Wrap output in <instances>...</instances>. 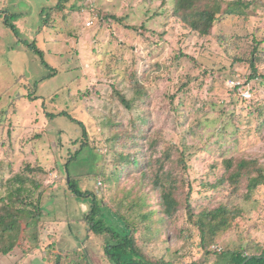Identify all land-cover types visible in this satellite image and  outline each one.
I'll list each match as a JSON object with an SVG mask.
<instances>
[{"label": "rangeland", "instance_id": "rangeland-1", "mask_svg": "<svg viewBox=\"0 0 264 264\" xmlns=\"http://www.w3.org/2000/svg\"><path fill=\"white\" fill-rule=\"evenodd\" d=\"M24 1L0 0V19L21 14L31 23L26 40L44 28V38L51 34L58 40L43 48L59 56L42 52L39 57L0 21V114L8 112L12 122L0 123V210L20 211L13 248L0 253V264H26L20 259L39 253L48 257L47 251L57 246L67 248L60 255L62 264H110L93 254H104V236L86 237L80 228L78 203L88 208L90 195L78 201L63 197L66 188L56 168L67 157L70 164L59 170L69 181L71 175H85L74 180V187L93 191L94 205L106 202L98 216L110 210L125 216L136 228L131 231L136 247L148 260L216 263L186 216V198L195 214L218 204L236 211L209 252L263 248L264 182L248 198L234 199L227 179L237 160L257 162L264 177V80L251 78L249 66L252 58L264 76V0H256L246 16H218L208 37L164 12L172 0H67L68 11L44 14L41 23L39 9L55 8L59 0ZM64 111L84 124L92 150L73 156L79 141L84 142L81 128L65 117H48ZM113 152L116 162L135 153L145 166L125 163L115 182L101 177L100 198L97 178L112 171ZM156 176L179 205L171 217L157 213L152 222H141L139 214L146 208L160 210ZM56 180L55 187L46 188ZM133 202L138 204L129 209ZM37 207L44 212L40 219L34 214ZM106 215L105 225L119 229L121 223ZM70 231L78 237L65 244L61 235ZM53 240L56 247L48 250Z\"/></svg>", "mask_w": 264, "mask_h": 264}, {"label": "trees", "instance_id": "trees-1", "mask_svg": "<svg viewBox=\"0 0 264 264\" xmlns=\"http://www.w3.org/2000/svg\"><path fill=\"white\" fill-rule=\"evenodd\" d=\"M36 1V0H35ZM42 3L41 0H37ZM67 0H59L57 2V5L55 8L52 6H43L39 9L38 17L40 18L41 23V17L45 14L50 15L54 12H58L61 10L68 11L70 8H68ZM259 1V0H258ZM258 1L256 0H226V1H220V0H172L171 7H167L164 11L167 15H170L172 17H175L176 21H179L183 25H185L187 28L190 29V31L197 32L200 36H206L208 37L211 34V31L214 27V24L218 21V16L226 15V16H246V11L251 6L255 5ZM33 3V2H31ZM46 3H49V0H46ZM165 4V3H162ZM66 6V8L64 7ZM8 13V11H6ZM5 13V12H4ZM20 17V14H9L4 16V18L0 19L3 26L9 29L12 34L18 39V42L21 45H24L30 49H32L39 57L42 56L41 50L38 49L35 43L31 42L29 43L26 41L25 36L22 35L17 27L15 26L14 22L17 20V18ZM44 21L43 23H45ZM28 27H31V23L26 24ZM33 27V25H32ZM39 26H37L38 28ZM41 27V26H40ZM42 28V27H41ZM38 28V29H41ZM264 42V40L262 41ZM254 51H256V48H254ZM45 67H48L46 64H44ZM249 66L251 69V78H257V79H263L264 76L260 75L259 69L255 68L254 60L251 58L249 61ZM239 88V85H236L233 88V91L236 92V89ZM30 98V97H29ZM17 99V97H16ZM253 99V97L247 101L250 102ZM30 100V99H29ZM243 102H246L245 100H242ZM51 103V102H50ZM49 103V104H50ZM48 104V107H50ZM128 106V105H127ZM6 108V107H5ZM5 113L3 116H1ZM12 114H16L15 110L11 111ZM1 113V112H0ZM2 114H0V123L3 125V127L6 126H12L11 120L7 117L8 112L2 111ZM55 116L65 117L69 121H71L74 124L79 125L81 128V136H84V142L79 141V146L74 150L73 156H76L77 154H80L81 152H84L85 150H92L86 143V131L84 128V124L78 120H75L74 118H71L67 111L56 113L49 115L48 117L52 120L55 118ZM1 117H3L1 119ZM2 127V128H3ZM7 137L10 136L8 132ZM40 136H35V139H39ZM77 144V143H76ZM143 154V153H142ZM142 159H143V155ZM120 155V154H119ZM104 159L103 164L106 162V157L102 156ZM116 152H113V169L110 173L102 172L98 176L97 180L100 183L99 185L101 188H98L96 186V193L102 198V179L106 178L107 183L111 181V179L115 182L119 179L118 170L120 169L121 172H123L125 167L123 166L125 163L130 164L134 168L142 167L144 168L145 164L144 162L139 163L138 158L135 153H131L128 155H121L119 157V160L115 161ZM71 158H66L63 165H59V167H55L57 170V174L60 177V180L63 182L61 184L66 188H57L63 190V197H65L66 194L69 196H72L73 199L77 200L79 199V196L88 197L90 195L91 198V205L90 200H88V212L86 214H83V218L87 217V223L85 224V230L90 234L96 236H104L105 243H104V254L102 256L103 259H107V262L110 264H171L169 262H164L163 260H159L157 262L148 260L145 256H143L140 253V250L135 245V240L132 236L131 231L134 229L130 226L128 221L126 220L125 216H122V214L119 211L112 212L110 209V214L113 216L114 219L119 221L121 223V226L118 227L119 229L112 228L114 227L113 224H106L104 222L103 217L105 215H99L96 213V211L103 206L104 208L106 205V202H100V205H94L95 195L92 197V193L88 189H81L77 190L74 187V180H78V178H81L84 174H79L76 176H69L70 181L67 183L66 177L64 178L61 176L64 172L59 170V168H62L64 165L65 167L70 164ZM227 169L231 167L232 162L229 160L227 161ZM235 167L231 172H228V181L230 184V195H233L234 199H238L239 197L248 196L251 194V191L255 189L258 185L262 184L260 180L264 182V177L262 176V168L260 164L257 162H253L251 160H237L234 163ZM42 167V166H41ZM39 168L40 172H45L43 168ZM121 167V168H120ZM28 168V167H27ZM52 170V169H51ZM50 170V171H51ZM65 174V173H64ZM146 175V173H145ZM85 176V175H84ZM88 178V177H87ZM80 180V179H79ZM109 180V181H108ZM103 182V181H102ZM55 184H57V180L53 181L52 183H48L46 185V188H53L55 187ZM104 185L106 183H103ZM155 189L159 191L160 197H159V206L160 210L158 208L150 209L146 208L147 212L139 214V218L141 222L150 221L152 222V217L160 213L162 216L171 217L172 213L176 210L179 203L177 201V197L174 195V192L170 189H166L163 187L162 180L159 176L155 177L154 180ZM99 186V187H100ZM106 186V185H105ZM244 189L246 191L245 194H243L241 191ZM142 191V190H140ZM56 196V195H55ZM50 197V196H49ZM57 197V196H56ZM138 203H134L131 205L129 204L128 208L134 209V206ZM127 208V209H128ZM184 208L187 211L186 216L188 217L189 221L193 223L194 227H197V229L200 232L201 235V241L203 248L206 250L205 254L210 255L213 254L216 258L215 264H264V247L258 248L257 246L253 247V250L249 248H240L235 250H225L222 249L220 252H209L207 248L210 246L211 243L214 242V239L219 231H221L223 228L229 227L230 223L236 218V211L228 209L227 204H218L215 209L208 210L204 209L201 210L199 213L195 214L194 209L188 204V198L185 200ZM96 209V210H95ZM105 211V210H104ZM43 210L40 208H35V217L37 219L42 218L43 216ZM89 213V215H88ZM20 211L18 209L10 208L9 206H5L3 210H0V253L6 254L9 251L12 250V242H13V235L15 236L19 227L18 217H19ZM104 214V213H103ZM110 214H107L106 216H110ZM55 221H57L55 219ZM85 221L86 220H83ZM163 221V218L161 217L159 219V222ZM112 222V221H111ZM113 223V222H112ZM109 225V226H108ZM111 225V226H110ZM133 228V229H132ZM61 233V230L59 231ZM207 234H209L208 238H206ZM62 237V236H61ZM209 240V243L207 242ZM51 244L55 247L56 241L53 240ZM20 246V245H19ZM48 250H51V246L48 248ZM47 251V250H46ZM48 256L52 255L53 264H62V257L60 255L54 254L51 251H47ZM192 264H199L196 262H193Z\"/></svg>", "mask_w": 264, "mask_h": 264}, {"label": "crops", "instance_id": "crops-1", "mask_svg": "<svg viewBox=\"0 0 264 264\" xmlns=\"http://www.w3.org/2000/svg\"><path fill=\"white\" fill-rule=\"evenodd\" d=\"M25 3H31V2H29L28 0H25L24 1ZM21 14H20V17H18L17 18V20L14 22V24L17 22V29L19 30V32L22 34V35H24V36H27V35H29V31L31 30V28L30 27H28L26 24H27V21L25 20V22H24V20L23 19H21ZM19 21V22H18ZM44 28H41V29H38V30H36L35 31V35L34 36H32V33L30 34V36H29V38H28V40H26V41H28L29 43H31V42H33V43H35L36 44V46L38 47V49L39 50H41V52H44L45 53V55L46 56H51V54H55V56L56 55H58L59 56V54H57V52L56 51H53V52H51V51H46L43 47H45V44L47 43V44H52V45H56L57 44V38H53V36H51V34H49V36H48V38H44L43 37V35L41 34V30H43ZM22 31H24V33H22ZM17 39V38H16ZM21 47H23V48H25L24 46H21ZM52 48V47H51ZM18 50V49H17ZM22 83H26L25 81H22ZM20 85L23 87L24 85H22L21 83H20ZM78 205H80L81 206V215L83 216V214H85V213H87V210L89 209V208H87V206L85 205V204H83V203H81V202H79L78 203ZM81 216V221H82V219L84 220V218ZM85 221H82V223H81V226H80V228H82L83 229V232L86 234V237H90V234L85 230ZM63 228H61V230H62ZM63 238H64V241H65V244L67 243V241H68V239L70 238V237H73V238H77L78 237V235L77 234H73L71 231H70V234L69 235H67V232H64V233H62V235H61ZM55 247H56V245H55ZM53 248V245L51 246V249ZM61 248V247H60ZM88 249V251H89V248H87ZM64 250H67V248H65V246L62 248V250H58V246H57V250L55 249V250H51V252L52 253H54V254H57V255H61V252L62 251H64ZM90 252V251H89ZM90 254H91V252H90ZM94 255H97V257H98V260H100L101 261V257L103 256V253L101 254V255H99L98 253H93ZM93 254H91V255H93ZM32 255H34V254H32ZM52 259H53V257H52V255H49L48 257L47 256H42L40 253L38 254V255H34V256H28V260H27V258L26 259H24V258H21L20 259V263L22 262V261H27L26 262V264H30V263H40V264H53V261H52Z\"/></svg>", "mask_w": 264, "mask_h": 264}, {"label": "water", "instance_id": "water-1", "mask_svg": "<svg viewBox=\"0 0 264 264\" xmlns=\"http://www.w3.org/2000/svg\"><path fill=\"white\" fill-rule=\"evenodd\" d=\"M64 174V173H63ZM64 176L66 177V182H69V179L68 177L64 174Z\"/></svg>", "mask_w": 264, "mask_h": 264}, {"label": "built area", "instance_id": "built-area-1", "mask_svg": "<svg viewBox=\"0 0 264 264\" xmlns=\"http://www.w3.org/2000/svg\"><path fill=\"white\" fill-rule=\"evenodd\" d=\"M246 98H248V96H245ZM251 98V97H250Z\"/></svg>", "mask_w": 264, "mask_h": 264}, {"label": "clouds", "instance_id": "clouds-1", "mask_svg": "<svg viewBox=\"0 0 264 264\" xmlns=\"http://www.w3.org/2000/svg\"><path fill=\"white\" fill-rule=\"evenodd\" d=\"M67 183H69V182H67ZM85 223H87V220H86V222Z\"/></svg>", "mask_w": 264, "mask_h": 264}]
</instances>
